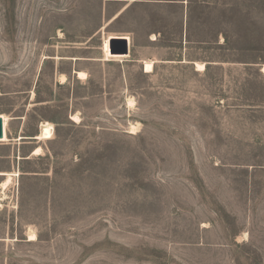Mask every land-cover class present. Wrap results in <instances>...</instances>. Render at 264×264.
Listing matches in <instances>:
<instances>
[{
	"label": "rangeland",
	"instance_id": "1",
	"mask_svg": "<svg viewBox=\"0 0 264 264\" xmlns=\"http://www.w3.org/2000/svg\"><path fill=\"white\" fill-rule=\"evenodd\" d=\"M0 116V264H264V0H0Z\"/></svg>",
	"mask_w": 264,
	"mask_h": 264
},
{
	"label": "bare ground",
	"instance_id": "2",
	"mask_svg": "<svg viewBox=\"0 0 264 264\" xmlns=\"http://www.w3.org/2000/svg\"><path fill=\"white\" fill-rule=\"evenodd\" d=\"M114 54V53H113ZM119 55H121V54H119ZM148 64H153V62H150V63H148ZM147 66H150V65H147ZM196 70L198 71V72H203V71H205L206 70V65L204 64V63H196ZM78 76H79V78H81V79H85L86 78V74L84 73V72H78ZM62 78H63V81H65L66 80V77L65 76H62ZM72 120L73 121H77L78 120V117H76V116H73V118H72ZM42 152V148H36L35 150H34V152H33V155H39L40 153ZM11 182V178H8V180H6L3 184H2V186L5 188L6 186H7V184L8 183H10ZM32 237V241L33 240H35V236L33 235V236H31Z\"/></svg>",
	"mask_w": 264,
	"mask_h": 264
},
{
	"label": "water",
	"instance_id": "3",
	"mask_svg": "<svg viewBox=\"0 0 264 264\" xmlns=\"http://www.w3.org/2000/svg\"><path fill=\"white\" fill-rule=\"evenodd\" d=\"M114 42H111V52L114 54H121V55H129V50L127 47V42L125 40H120V39H113ZM114 44H122L124 46V50L122 53L116 52V47L113 45ZM4 138V119L0 117V140Z\"/></svg>",
	"mask_w": 264,
	"mask_h": 264
},
{
	"label": "crops",
	"instance_id": "4",
	"mask_svg": "<svg viewBox=\"0 0 264 264\" xmlns=\"http://www.w3.org/2000/svg\"><path fill=\"white\" fill-rule=\"evenodd\" d=\"M119 37V39H123V40H125V41H128L129 42V44H130V42H131V40H130V37H128V36H118ZM111 38V37H110ZM110 38H108L107 39V42H109L110 41ZM129 38V39H128ZM156 39H154V41H155ZM106 42V43H107ZM105 51V50H104ZM106 55V54H105ZM122 56H127V55H122ZM129 56V55H128ZM110 59H112V58H110ZM114 60H120V59H114ZM146 65H150V66H152L153 64H148V63H145ZM75 72V74L77 75V72H80V71H74ZM1 117V116H0Z\"/></svg>",
	"mask_w": 264,
	"mask_h": 264
}]
</instances>
